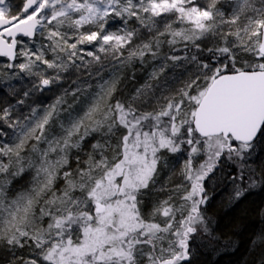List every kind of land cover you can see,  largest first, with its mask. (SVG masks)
<instances>
[{
    "label": "snow or ice",
    "instance_id": "6c2138e0",
    "mask_svg": "<svg viewBox=\"0 0 264 264\" xmlns=\"http://www.w3.org/2000/svg\"><path fill=\"white\" fill-rule=\"evenodd\" d=\"M217 196L264 264V0H0V264H219Z\"/></svg>",
    "mask_w": 264,
    "mask_h": 264
},
{
    "label": "trees",
    "instance_id": "16d2710c",
    "mask_svg": "<svg viewBox=\"0 0 264 264\" xmlns=\"http://www.w3.org/2000/svg\"><path fill=\"white\" fill-rule=\"evenodd\" d=\"M127 83L124 87H121L123 92L128 87L126 94L128 92L134 91L135 87ZM129 94V93H128ZM262 198L259 196H254L250 201L245 205L241 206V209H254L256 204L253 201L259 202ZM241 209H236L234 211H229L227 214L225 210L217 204V201L212 202L210 211L217 215L220 218L221 227L225 225L229 227L226 228V231H231V224L239 223L240 231L238 232V237L240 240V248L235 253H226L219 257V264H241L242 257L244 256L246 241L250 238L251 234L254 233L257 229L262 227L260 219L255 215L254 212L249 211L247 214H243ZM201 264H203V258H201Z\"/></svg>",
    "mask_w": 264,
    "mask_h": 264
},
{
    "label": "rangeland",
    "instance_id": "374dc122",
    "mask_svg": "<svg viewBox=\"0 0 264 264\" xmlns=\"http://www.w3.org/2000/svg\"><path fill=\"white\" fill-rule=\"evenodd\" d=\"M130 75H131V73H129V76H130ZM142 76H143V73L137 71V80H132V79H130V78L125 79L124 82H123V84L121 85V87H124L127 83H131V85H133L134 87H138V86H139V83L142 82ZM131 85H130V86H131ZM127 89H128V87L124 90V93L127 91ZM128 93H130V92H128ZM128 93H127V94H128ZM125 94H126V93H125ZM41 99H42L43 101H45V102H50L51 99H52V95H51V94L46 95V96H44V97H41ZM160 180H161V183H163V181H164V175H162V176L160 177ZM217 200H218V199H217Z\"/></svg>",
    "mask_w": 264,
    "mask_h": 264
},
{
    "label": "bare ground",
    "instance_id": "6f19581e",
    "mask_svg": "<svg viewBox=\"0 0 264 264\" xmlns=\"http://www.w3.org/2000/svg\"><path fill=\"white\" fill-rule=\"evenodd\" d=\"M217 199H219V197L217 196L214 200L218 201Z\"/></svg>",
    "mask_w": 264,
    "mask_h": 264
}]
</instances>
